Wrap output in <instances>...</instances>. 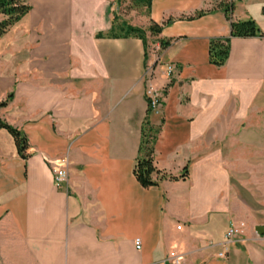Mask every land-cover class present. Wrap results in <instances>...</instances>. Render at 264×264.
Returning a JSON list of instances; mask_svg holds the SVG:
<instances>
[{
  "label": "crops",
  "instance_id": "1",
  "mask_svg": "<svg viewBox=\"0 0 264 264\" xmlns=\"http://www.w3.org/2000/svg\"><path fill=\"white\" fill-rule=\"evenodd\" d=\"M21 1L29 10L0 36V102L12 95L0 119L28 146L21 157L0 129V264H171V252L181 264H264V35L232 38L216 66L223 0H135L146 17L128 25L160 27L145 35L154 57L110 34L120 0ZM231 16L264 33V0H237ZM144 121L155 166L177 180L137 181ZM62 160L56 187L49 162Z\"/></svg>",
  "mask_w": 264,
  "mask_h": 264
},
{
  "label": "trees",
  "instance_id": "2",
  "mask_svg": "<svg viewBox=\"0 0 264 264\" xmlns=\"http://www.w3.org/2000/svg\"><path fill=\"white\" fill-rule=\"evenodd\" d=\"M144 3L150 2V0H138ZM237 0H223L217 3L216 8L221 9L226 18L230 21V32L228 36L225 37H216L212 38L209 41L208 47V59L209 62L216 66H221L226 61L229 49H230V41L234 37L238 38H248L255 36H263L264 33L259 29L257 24L253 19L247 20H234L232 19L231 13L234 9L235 2ZM29 10V6L22 3L21 0H0V15H4L5 19L0 21V36L14 23L16 22L22 15H24ZM204 11H199L195 16H200L204 14ZM124 34L122 36H134L138 37L142 40L145 45L146 41V30L133 27L128 24H124ZM148 31L151 35H155L160 33V27L151 23L148 27ZM115 36V35H114ZM166 41H162L161 46L166 45ZM11 94L8 97L0 102V107H3L7 104L8 100L11 98ZM148 101V99H147ZM148 110L149 106H148ZM145 121L142 125L141 130V141L139 145V155L136 160V164L134 166L133 172L137 179V181L144 188H149L152 186L158 185V182L162 179L168 178L170 180H177L178 177L169 175L161 170H159L155 164L153 159L154 153V139L156 136V132L151 128L146 127ZM0 129H5L14 139V143L16 145L18 154L25 158V151L27 150V139L24 134L9 125L4 120L0 119ZM188 175L187 166H184L182 169V173L180 174V178L184 179ZM156 176V177H155Z\"/></svg>",
  "mask_w": 264,
  "mask_h": 264
},
{
  "label": "built area",
  "instance_id": "3",
  "mask_svg": "<svg viewBox=\"0 0 264 264\" xmlns=\"http://www.w3.org/2000/svg\"><path fill=\"white\" fill-rule=\"evenodd\" d=\"M166 72L170 75L173 72V66L167 65ZM146 96L148 99V106L151 111H156L161 105V94L158 91H155L150 86L146 90ZM50 165L52 166V180L56 187L62 186L67 181V171L66 164L62 160L60 162L50 161ZM244 223L232 224L229 226L226 234L225 241L229 243L234 237L241 235L243 233ZM135 246L137 249L140 248V240H134ZM223 256V253L219 254ZM181 256L175 252H171L167 260L170 261L171 264H181Z\"/></svg>",
  "mask_w": 264,
  "mask_h": 264
},
{
  "label": "rangeland",
  "instance_id": "4",
  "mask_svg": "<svg viewBox=\"0 0 264 264\" xmlns=\"http://www.w3.org/2000/svg\"><path fill=\"white\" fill-rule=\"evenodd\" d=\"M147 9L145 4L141 5L138 1L131 0H120L118 2V6L116 12H114L113 21L115 28L112 29L111 35L115 34H124V24H128L129 22L141 25L144 22L146 17ZM142 29V28H141ZM148 27L146 28V31ZM150 44H147L145 41V45H148L150 53L154 56L157 55L159 48H156L154 45V39L149 38Z\"/></svg>",
  "mask_w": 264,
  "mask_h": 264
},
{
  "label": "water",
  "instance_id": "5",
  "mask_svg": "<svg viewBox=\"0 0 264 264\" xmlns=\"http://www.w3.org/2000/svg\"><path fill=\"white\" fill-rule=\"evenodd\" d=\"M257 231H259L260 233H262L264 230H263V228L258 227L257 228Z\"/></svg>",
  "mask_w": 264,
  "mask_h": 264
}]
</instances>
